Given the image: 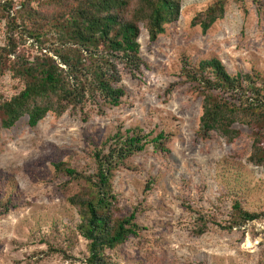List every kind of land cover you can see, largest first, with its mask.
<instances>
[{
  "label": "rangeland",
  "instance_id": "obj_1",
  "mask_svg": "<svg viewBox=\"0 0 264 264\" xmlns=\"http://www.w3.org/2000/svg\"><path fill=\"white\" fill-rule=\"evenodd\" d=\"M5 1L23 0L0 4ZM216 1L181 0L178 21L166 25L154 42L141 29L140 67L134 72L118 67L117 86L124 93L118 107L102 106L99 113L87 107L85 121L66 113L48 115L34 128L26 117L10 129L0 124V264H85L87 243L66 199L86 185L54 164L91 176L94 153L117 133L131 130L148 139L163 132L168 153L149 145L114 171L119 215L134 213L139 234L106 251L111 262L264 264V217L227 229L234 201L264 213V170L247 162L251 132L239 127L242 137L233 144L200 136L202 97L185 77L193 65L211 58L230 75L264 77V0H226L224 16L206 33L192 26L191 20ZM5 36L0 21V48ZM18 49L39 53L31 39ZM20 89L8 74L0 75V100ZM200 218L206 230L196 236Z\"/></svg>",
  "mask_w": 264,
  "mask_h": 264
},
{
  "label": "trees",
  "instance_id": "obj_2",
  "mask_svg": "<svg viewBox=\"0 0 264 264\" xmlns=\"http://www.w3.org/2000/svg\"><path fill=\"white\" fill-rule=\"evenodd\" d=\"M225 4L226 0H217L199 12L191 25L206 33L224 16ZM180 10L181 0H23L0 4L6 34V44L0 48V75L8 74L21 85L17 94L0 100L1 127L10 129L26 117L27 125L34 128L51 114L68 113L85 121L87 107L98 109V113L102 106L118 107L124 95L117 86L118 67L133 72L140 67L141 29L149 42H154L166 25L178 21ZM27 39L37 44L38 54L30 56L18 49ZM185 77L202 97L199 135H215L233 144L242 137L239 127L248 128L252 142L247 162L264 170V77L230 75L216 58L193 65ZM166 140L163 132L151 139L137 130L117 133L103 150L94 153L91 176L64 163L54 164L56 171L86 185L66 199L78 217L76 231L87 243L85 264H114L106 251L138 236L135 214L119 215L111 179L119 165L149 145L166 155ZM260 217L264 213L249 212L234 201L227 229ZM200 222L196 236L206 230V221L200 218Z\"/></svg>",
  "mask_w": 264,
  "mask_h": 264
}]
</instances>
